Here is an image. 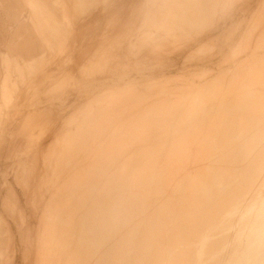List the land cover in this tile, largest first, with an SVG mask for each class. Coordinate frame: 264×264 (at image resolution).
I'll list each match as a JSON object with an SVG mask.
<instances>
[{
    "label": "rangeland",
    "instance_id": "obj_1",
    "mask_svg": "<svg viewBox=\"0 0 264 264\" xmlns=\"http://www.w3.org/2000/svg\"><path fill=\"white\" fill-rule=\"evenodd\" d=\"M1 1L4 4L9 0ZM69 1L71 5L73 0ZM83 1L61 27L68 29L70 25L85 23L98 8L111 9L119 3L124 8L129 3L141 7L145 0ZM200 1L147 0V10L152 8L162 20L147 21L137 30L129 47L127 43L119 46L113 42L114 18L109 11L96 23L86 25L84 35L77 41L73 52V57L79 61L71 71L75 80H80L90 71L99 76L96 84L91 86L93 94L86 102L70 91L69 86L64 90H51L52 84L67 77L69 65L65 63L49 66L50 59L46 61L39 73L44 75L40 77L44 80L40 86V83H35L39 81L35 79L37 77L31 78L33 86L41 88V93H38L41 98L55 97L53 101L63 106L55 109L54 116L57 117L54 124L50 131L39 138L38 148L28 149V156L24 157V161L28 162L30 155L38 150V169L45 173L42 182L28 181V172L20 175L9 166L0 168V264H22L20 256L14 261L15 252L31 254V258L34 248L42 245L49 249L58 242L52 249L64 246L62 256L60 254L62 264L69 258H72L73 264H95L92 259L101 257L94 253L100 250L101 243L98 229L99 226L101 228L98 225L101 221H98L102 218L99 217H107L112 207L111 200L117 198L113 182L120 178L122 184H131L137 175L138 162L149 166L154 159L169 161L172 158H164L165 154L176 155L197 147L198 152L203 149L201 154L208 155L200 159L199 167L202 170L196 167L191 180L204 177L201 180V188H204L211 177L215 179L221 175L225 178L232 173L239 186L222 196L221 209L227 212L226 219L209 235L211 242L215 241L213 244L208 246L209 238L206 245L200 242L194 244L193 264L200 260L202 264H264V0H225L226 11L222 14L226 19L225 24L209 36L195 39L202 28L207 30L212 27V22L210 27L201 22ZM0 7L1 122L11 94L31 73L34 65L42 60L46 52L50 53L47 58L55 54L53 50L49 51L52 39L43 36L49 35L54 28L51 10L66 9V6L59 0H24L20 6L10 8L4 4ZM219 14L218 17H221ZM210 16L213 19V15ZM199 17L201 20L197 21ZM193 28L199 30L193 31ZM221 45L223 49L219 51ZM100 47L115 51L114 54H106L109 62L102 60L106 63L102 68V64L97 63L100 56L96 61L89 60L94 59L92 54ZM115 54L118 56L115 57ZM203 59L204 63H201ZM113 60L117 62L113 63ZM174 61H177V65ZM96 64L100 65L96 67ZM27 95H33V90L30 89ZM67 118L63 132L57 135L50 147ZM239 138V145L235 142L234 145L239 146L240 151L239 148L233 150V141ZM229 146L233 149H227ZM45 152L46 162L43 166ZM234 154L241 160L237 157L236 165L231 163ZM230 155L232 159H229ZM18 167L20 171V165ZM247 168L252 170H245ZM252 174L255 177L252 180L250 177L241 178ZM238 176L243 180L239 181ZM42 177L43 173L39 174V178ZM4 181L7 183L4 184ZM63 184L68 191L61 189ZM22 193L28 197L27 202ZM78 194L82 195L81 198ZM251 198L255 200H252L253 206L250 205ZM19 202L27 212L19 211ZM108 202H111L110 205ZM59 205L63 210L73 208L81 213L78 214L81 218L83 216L78 227L80 230L77 231L79 240H74L70 233L72 230L61 219L58 224L39 221L44 210L53 212L55 208L58 211ZM64 216L65 213L61 218ZM9 221L19 224L27 237L19 230L13 232ZM42 228L45 229L43 234ZM67 234L68 240L64 238ZM46 236L54 245L46 241ZM11 241L18 243H11L13 250ZM164 242L162 247L169 245L167 241ZM76 245L78 251L73 253ZM49 255L45 257L52 262L53 254ZM33 257L26 264H34ZM177 260L174 258L173 262Z\"/></svg>",
    "mask_w": 264,
    "mask_h": 264
},
{
    "label": "bare ground",
    "instance_id": "obj_2",
    "mask_svg": "<svg viewBox=\"0 0 264 264\" xmlns=\"http://www.w3.org/2000/svg\"><path fill=\"white\" fill-rule=\"evenodd\" d=\"M208 1L209 0H207V1L205 0L204 3H208ZM212 6H214V5H212ZM202 7L203 6H201V8ZM205 12H206V9H205ZM202 14H203V12H202ZM238 100H239V98H238ZM246 101H248V103H249L250 100L247 98ZM248 103H247V105H248ZM242 138H243V136H242ZM241 141H243V140H241ZM248 141H249V139H248ZM191 142H192V140H191ZM234 142L237 143V145H239L238 142H240V138H239V140L238 139L234 140L233 145L235 144ZM246 142H247V138H246ZM254 142H257V141H254ZM244 144H246V143H244ZM247 145H249V143H247ZM257 145H259V144H257ZM234 146H233L234 149L231 146H229V148H227L228 146L225 148L230 149V147H231L233 150H235L236 148H239V146H236V145H234ZM253 146H255V144ZM206 147H208V146H206ZM218 147H220V146H218ZM209 148H211V147L209 146ZM256 148H257V146H256ZM197 149H199V148L197 147ZM197 149H195V148L194 149L191 148L190 150L187 149V151H184L182 153H180L179 150L178 151L176 150V152L177 153L179 152V153L176 155H171L172 157L170 155L165 154V156L163 155L164 158H166V159L172 158V160L164 161V162H162V159L160 160L159 158H158V160H160L161 162H158V160L155 161V159L152 158L153 157L152 156L151 158L154 159V162L150 163L149 166L144 164V162L143 163L138 162L139 168L136 170L137 175L134 178L131 177V179L133 178V182L131 184H128V183L122 184L121 179L115 176L116 178H118L117 180L114 179V180H116V182L115 181L113 182L115 191H117V193L115 194L117 198L115 200H111L112 201V205H111L112 207H110L111 210H108L109 213H108L107 217L105 215L103 217H99V218H102L101 220L98 221V223L101 221L100 222L101 224L100 223L98 224V225H101V228H99L100 226L98 227V229H100V234H101V243H100V250L98 249V251L96 250V252L94 251V253H96L95 255H97V256L101 255V257L98 256V257H95L94 259H92L95 262V264H193L192 254L195 252L194 248H196V247H194L195 246L194 244L197 242H200V243H202V245H206V239L209 238V235L213 234L214 229L219 228L220 224H223L224 220L226 219V213L227 212L224 213V211L222 212L223 209H221L222 196L226 195L227 192L235 190L239 186L238 180L233 179L232 173L229 175L227 174L230 177L222 178L221 175L217 176L219 173L218 172L216 175L218 178L213 179V177H211V179H208L206 184H204L205 185L204 188H201V186L203 185V182H201V180H204V177H201V175H200L201 180L199 178L197 179L196 177L194 178L195 181H193L194 179L191 180L192 179L191 176L193 175L192 173H194L192 171L193 170L196 171L197 169H195V168L199 167V165H201L200 159L202 160L204 155H208V154H204V155L201 154V151L203 149H201V151H199V152L197 151ZM238 150L240 151V148ZM239 151L238 152L236 151V153L238 154ZM154 153H155V151H154ZM170 153H172V152H170ZM170 153H168V154H170ZM231 153H234V152L232 151ZM221 154L222 153H220V155ZM157 157H158V155H157ZM214 157L217 158V156H215V155H214ZM237 157L239 158V156H236V155L234 156V158H233L234 160L231 161L232 164H235V165L238 164V162L236 161ZM205 158L206 157L204 156L203 159H205ZM207 158H208V156H207ZM230 158L232 159L231 155L229 156V159ZM221 159H223V157H221ZM229 159H228V161H229ZM254 159L256 160V158H254ZM112 160L113 159H111V161ZM239 160H240V158H239ZM256 161H254V162H256ZM207 162H208V160H207ZM121 163H122V161H121ZM204 163H202V164L204 165ZM226 163H229V162L226 161ZM257 164H258V162H257ZM212 165H213V163L211 164V166ZM250 165H252V162ZM247 167L251 168L252 166L251 167L247 166ZM215 168L213 170H215ZM219 168H221V167H219ZM245 168H246V166H245ZM249 168H247L245 170H248ZM204 169L205 168H203V170ZM222 169H220V172ZM233 169H234V167H233ZM199 170H202V169H200V167H199ZM249 170H252V169H249ZM209 171H210V169H209ZM230 172H232V171H230ZM242 172H243V168H242ZM212 174H214V173H212ZM249 175H245L243 177L241 176V178L245 179V177H246L248 179L250 177L252 180L254 175L253 174H252V176H249ZM210 176H209V178H210ZM206 177H207V175H206ZM238 178H239V176H238ZM258 178H261V177H258ZM242 180L243 179H240L239 181H242ZM256 182L257 183L259 182L258 179L256 180ZM252 183H254V182H252ZM60 187H61V189H63V191L69 190L65 184H63ZM258 187H259V185H258ZM249 189H251V188H249ZM58 193H60V192H58ZM115 195H113L114 198H115ZM78 196H80V195L78 194ZM81 196H80V198H81ZM244 197H246V195ZM82 199H84V198H82ZM96 199L99 203V200L97 197H96ZM68 200H70V198ZM252 200H254V199L251 198L250 205L253 206ZM243 201H244V198H243ZM93 202H95V201L93 200ZM254 202H255V200H254ZM68 203L69 202H66L67 205H69ZM95 203H97V202H95ZM103 203H105V202H103ZM103 203H101V205ZM109 203H111V202H108V204ZM60 204L62 205V203H60ZM77 204H79V203L77 202ZM93 205L95 206V204H93ZM102 210H100V211H102ZM100 211H98V212H100ZM63 213H65V216L63 218H61ZM79 213H77L73 208H68V209L63 210V209H61V206H60L58 211L55 208H54L53 212H50V210H48V211L44 210V214L42 216H39V221L40 222L50 221L54 224H58V221L60 219H61V221H65L64 224H66L68 226L69 230H72V231H70V233L73 234L72 236L74 237V240L77 241V240H79V235H78L77 231H78V229L80 230V228H78V227H79L80 221L83 218V216L81 218V216L78 215ZM95 213H97V212H95ZM222 214H223V217H222ZM100 215H101V212H100ZM94 216H97V215H94ZM256 216H257V214H256ZM87 221L89 222V220H87ZM85 223H87V222H85ZM89 224H90V222H89ZM89 228H90V226H89ZM93 228H94V226H93ZM42 229H41V232L43 234L45 232V229L44 228H42ZM91 230H93V229L91 228ZM8 232H9L10 236L13 238L14 237V236H12L13 234L11 235L10 231H8ZM91 232L94 235V232L93 231H91ZM91 232L89 235H91ZM45 238H46V241H49L47 236ZM64 238H66L68 240L69 239L68 234L65 235ZM89 238H90V236H89ZM8 239H10L9 236H8ZM58 239L60 240V238H58ZM87 239H88V236H87ZM97 240H99V239H97ZM164 241H167V243H169V245H167V246L164 245L162 247V245L165 243ZM210 242H211V239L209 238L208 239V246L213 244L215 241H212L211 243ZM11 243H12V241L10 242V246L12 248ZM43 243H46V242H43ZM12 244L14 245V242ZM50 244H52V243L50 242ZM57 244H59V242L56 243L55 245L52 244L54 246L50 247L49 249L42 247V245L34 248V255H32V257L34 256L33 261L35 263L34 262L33 263L34 264H62L61 263V261H62L61 256H62V251H63L64 246L61 247L60 249H57V248L52 249ZM71 245H72V243H71ZM71 245H70V247H71ZM65 246H66V244H65ZM208 246H207V249H208V252L210 253ZM45 247H47V246H45ZM12 250H13V248H12ZM9 251H11L10 248H9ZM76 251H78L77 245L75 246V250L73 251V253ZM48 253H50L51 255L53 254L54 259L51 260L52 262H49V259L46 258ZM15 254H16V252H15ZM60 254H61V256H60ZM51 255H49V256H51ZM85 255H87V254H85ZM59 256H60V258H59ZM91 258L89 260H91ZM174 258L176 260L178 259L177 262H173ZM76 260L77 259H75L74 261H76ZM86 262H87V260H86ZM64 264H73L72 258H69V260L66 261ZM197 264H202V261L200 260V262H197Z\"/></svg>",
    "mask_w": 264,
    "mask_h": 264
},
{
    "label": "crops",
    "instance_id": "obj_3",
    "mask_svg": "<svg viewBox=\"0 0 264 264\" xmlns=\"http://www.w3.org/2000/svg\"><path fill=\"white\" fill-rule=\"evenodd\" d=\"M21 1H23L24 3V0H9L7 2L5 1L4 4L5 5L8 4L11 8L13 6H18V5L20 6ZM61 1H63L64 5L66 6V9L64 8L62 10L58 9L57 11H55L54 9L51 10V14L54 17L53 20L54 28L52 29L49 35L43 36L52 39L49 42L50 43L49 51L53 50L55 54L53 56L50 55L49 58H47V55H49L50 53L47 54V52L46 53L44 52L45 55L42 58V60L40 62L38 61L34 65L31 73L24 79L22 83L19 84L15 92L11 94L9 104L6 107L4 116L2 117V120L0 122V168L3 167L2 169H4V167L9 166L12 171H18L20 175H22L24 171L28 172L27 173L29 176L28 181H30L31 183H35L37 181L42 182L45 173L44 170L40 171L38 169V165H39L38 155H37L38 150L36 149L33 152V154L30 155L31 159L29 161L25 159L28 162L24 161V157L26 158L28 156L26 155L27 154L26 151L28 149L38 148L37 142H39V138L42 136V134L46 133L47 131H50L51 127L54 124L55 118L57 117V115L54 116L55 109L56 108L58 109L59 107L63 106L62 104L57 105L53 101L55 97L46 96L45 98H41L39 96V94L41 93L40 91L41 88L33 86L34 83L31 81V78L37 77L35 79H39V81L38 82L34 81V82L40 83L38 85L40 86L41 84L44 83L43 78L40 79V77H44V75L42 74L39 75V73L42 71L40 69L46 61H49L50 59L49 66H51L52 64L59 65L60 63H65L69 65L66 70L67 77L59 82L52 84L51 90H64L69 86L70 91H73V93H77L78 96L83 98L84 102H86L89 100V97L93 94L91 90V86L93 84H96L95 82L98 80L99 76L97 75V73L90 71L80 80H75L72 77V72H71L74 70L76 64L79 61L77 57H73V52H75L77 41L80 38H82L84 35V31H85L84 27L88 24L90 26L96 23L97 20H99L103 14L109 11L110 12L109 14H112L114 18L113 19L114 25L112 26V32L114 36L113 42L115 44H118L119 46H122L123 44L127 43L129 47V44L133 40V37H135L137 30H139L143 25L145 26V23L147 21L162 20L161 16L154 13L152 8L147 10V0H145L142 3L141 7H138L133 3H129L124 8V6H122L119 3L116 6H113L111 9H109L108 7L98 8L95 13H92L89 16V19L85 21V23L81 25L78 24L77 25L75 24L73 26L70 25L68 29H66L61 27V24L65 23L64 22L65 20L66 21L69 20L68 18L77 11L79 4L82 5L84 1L73 0V3L71 5H69L70 3L69 0H59V2ZM204 2L205 0L204 1L202 0L199 3L200 7L203 6L201 8V10L203 9L202 10L203 14L201 16L202 20L199 17L197 21L199 20H201V22L203 21L204 26L206 23V27H210L212 22V27L208 28L207 30L205 28H202V32L197 34L195 39H199V38L202 39L208 35H211L215 31H219L222 25L225 24L226 22V19L222 17L223 12L226 11L225 0H212V1L209 0L208 3H204ZM4 4L0 0V5H4ZM1 10L2 9L0 7V14L2 13ZM211 14L213 15V19H211L210 16ZM218 14L221 15V17L220 16L218 17ZM193 20H195V18ZM194 30L198 31L199 29L193 28V31ZM218 49L219 51H222L223 45L219 46ZM114 52L115 51H112L111 49L107 50L106 48L104 49L100 47L95 49V51L93 52L92 56H95L94 59H89V60L96 61L98 60V56H100L99 57L100 60H98L97 63H101L102 65L100 64L99 65L100 68H102L106 65V63L102 62V60L105 62H109L106 58V54L108 53L114 54ZM116 56L118 55L115 54V57ZM114 62L116 63L117 61L113 60V63ZM174 62L177 65V61ZM201 63H204V59L201 61ZM99 65L96 64V67H98ZM116 67H114V69ZM107 77L109 76L107 75ZM30 89L33 90V95L28 96L27 94L29 93ZM68 118L64 121L63 123L64 126L67 123ZM63 125L61 126L58 133H56V135L54 136V140L50 147H52L53 143L55 142L57 135L63 132L62 131L64 127ZM46 152L44 153V161L42 163L43 166L45 165L46 162L45 161ZM19 165H20V171L18 167ZM41 173H43V177L40 179L39 174ZM15 180L21 181V179L19 178H15ZM6 183L7 182L4 181V184ZM23 195L25 201L27 202L28 197L25 194ZM19 204H20L19 211L21 213L27 212L26 209L23 208L20 202ZM9 225L13 232H17L19 230V232H21L22 235L27 237L26 235L27 233L25 232L24 229L20 227L19 224H16L13 221H9ZM17 242L15 241L14 245L18 244ZM5 246H7V241L5 243ZM30 255L15 254L14 261L16 260V257L20 256L21 263L26 264L29 261H32V256L30 258Z\"/></svg>",
    "mask_w": 264,
    "mask_h": 264
}]
</instances>
